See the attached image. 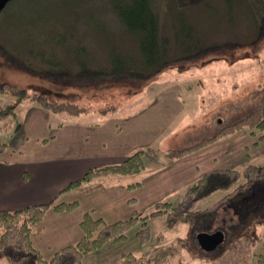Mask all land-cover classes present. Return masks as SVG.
Here are the masks:
<instances>
[{"label": "rangeland", "instance_id": "rangeland-1", "mask_svg": "<svg viewBox=\"0 0 264 264\" xmlns=\"http://www.w3.org/2000/svg\"><path fill=\"white\" fill-rule=\"evenodd\" d=\"M150 1L158 18L161 36H170L171 31L178 33V36L188 33L204 38L206 42H218L219 45L193 59L170 63L144 80L124 76L125 78H98V83L89 86L80 82L78 85L71 84L68 80L60 81L45 76L40 70L48 67V61L60 62L67 69H75L77 56L83 60L86 57L88 60L97 59L96 63L101 64L105 63L104 58L112 49L135 47V36L124 29L112 9L116 0H9L0 10V79L9 82L12 90L0 93V106H6L15 100L14 90L24 89L30 96L45 93L49 99L60 96L61 99L76 102L84 110L73 118L74 121H101L110 115L126 116L146 108L151 101L158 100L156 95L164 89L165 94H173L180 89L178 100L186 103L183 116L172 124V131L162 139L164 142L161 143V150L157 149V144L154 145L158 156L144 155L145 163L156 159L151 161V165H155L157 160H167V157H163L165 148L209 138L218 122L225 123L229 117L260 99L264 90V0H256L254 5L248 0H195L194 5L179 10L174 8L171 0ZM11 53L20 60L31 62L37 72L11 63ZM66 74L74 76L72 73ZM30 96L16 103V118L12 121L7 118L8 124L0 128V140L10 137L19 125L18 120L31 104L37 105ZM177 109L179 105L171 109V114L176 113ZM218 118L219 121H216ZM228 135L231 136L230 145L235 139L236 142L244 143L240 148V155H233L232 149L229 150L232 166L243 168L246 158L258 164L264 163V140L250 134L248 129L224 134L208 143L222 138L227 140ZM229 141L223 144L227 145ZM222 145L210 148V162L214 156L219 160L225 154L224 151H217ZM227 159L224 157V161ZM183 175L172 174L165 176V180L151 178L147 180L144 190L132 187L128 191H119L116 196L111 194L118 191V188H110L108 182L93 181L86 183L83 189H71L61 198L66 196L64 199H78V206L84 211H89L95 218L103 217V221L108 223L132 215L143 216L159 200L177 201L181 193L171 190L183 183ZM192 182L194 181L187 184ZM219 195L220 192L216 191L202 199L198 203L199 209L211 206ZM124 197L128 198L132 206L125 205V199H122ZM125 206L127 207L124 209ZM235 208L234 203L227 205L232 217L223 219L224 213L218 209L215 214L201 216L172 227L165 225L162 216L153 217L148 220L151 238L142 245L136 238V230L141 221L137 219L127 229L124 240L102 245L85 255L81 264H117L120 254L124 252L147 255L161 242H156L157 233L163 235L161 243L178 237H183L186 242L165 264H177L184 254L186 257L183 261L198 264L199 258L192 256L190 252L195 249L197 255H200L209 251L202 249L193 240V226L210 225L214 228L224 222L229 223V218L237 220L239 214L235 212ZM47 220L54 219L48 217ZM253 235V250L259 251L262 249L261 242L257 234ZM34 236L36 237L35 234L33 238ZM48 239L45 232L41 238H34V243L47 250ZM258 241L260 247L257 245ZM227 243L225 240L217 248L221 249ZM88 256L91 257L87 260ZM0 264H5V260L0 259Z\"/></svg>", "mask_w": 264, "mask_h": 264}, {"label": "trees", "instance_id": "trees-1", "mask_svg": "<svg viewBox=\"0 0 264 264\" xmlns=\"http://www.w3.org/2000/svg\"><path fill=\"white\" fill-rule=\"evenodd\" d=\"M171 1L174 8L178 10L196 3L195 0ZM248 1L254 5L256 0ZM112 9L124 29L135 36L134 48L112 49L104 58L105 63L101 64L96 63L97 59L88 60L86 57L83 60L77 56L75 69H67L60 62L48 61V67L40 71H43L45 76L56 80H68L71 84L77 85L80 82L85 86L98 83V78L126 76L144 80L152 77L170 63L193 59L204 51L219 45L218 42H206L204 38L194 37L188 33L178 36V33L171 31L170 36H161L158 18L150 0H116ZM80 52L82 51H77V53ZM10 56L11 63L20 64L26 70L37 72L33 69L31 62L20 60L12 53ZM66 73H72L74 76L70 77ZM9 90H12V85L0 79V93ZM13 93L16 94L15 100L6 106H0V128L8 124L7 118L10 121L16 118L14 110L16 103L30 96L24 89H16ZM30 98L39 107L48 111L50 122L56 127L73 122V118L84 110L76 102L61 99L60 96H57L59 100L49 99L45 93H37ZM240 129H248L258 139L264 140V90L260 99L252 106L229 117L225 123L218 122L209 138L205 137L186 147L170 149L168 153L171 156H177ZM7 146V140H0V153ZM151 149V146L139 148L119 161L93 166L87 169L80 178L70 181L66 187H77L100 176L139 173L145 167L144 155ZM261 178H264V163L248 162L241 169L219 167L204 172L201 177L187 186L177 201L159 200L154 208L143 216L132 215L106 223L101 217L95 218L89 212H84L79 221L82 235L75 242L56 249L48 257L44 256L31 241L34 225L40 221L47 209H70L76 206L77 201L55 202L51 200L47 203H37L21 208L0 209V259H4L5 264H81L85 255L99 249L102 245L124 240L127 229L137 219L141 221L136 230V238L142 245L151 238L148 222L151 218L162 216L168 227L186 223L197 213L216 208L238 190ZM135 184L136 182L131 185ZM216 191H219L220 195L211 206L199 209L198 203ZM254 237L253 233L245 231L235 234L226 245L221 249L213 250L214 252L197 255L194 249L190 254L199 258L198 264H264V233L257 234L262 246L259 251L253 250ZM162 239V233H157L156 242H162ZM161 242L155 245L147 255H135L132 252L121 253L117 264H165L186 244L183 237L175 238L170 242ZM185 251H187L186 248ZM185 257V254L181 255L177 264H192L183 261Z\"/></svg>", "mask_w": 264, "mask_h": 264}, {"label": "crops", "instance_id": "crops-1", "mask_svg": "<svg viewBox=\"0 0 264 264\" xmlns=\"http://www.w3.org/2000/svg\"><path fill=\"white\" fill-rule=\"evenodd\" d=\"M179 92L180 89L173 94H165L164 89L156 95L158 96L156 102L151 101L146 108L131 115H110L101 121H73L60 127L51 124L47 110L31 104L24 111L22 118L18 120L19 125L15 128L16 130H13L7 139V148L0 153V209H15L37 203H47L60 199L71 189H83L88 182L72 188L66 186L70 181L80 178L87 169L119 161L136 149L151 146L152 149L146 156L149 154L158 156L154 145L157 144V149L161 150V143L164 142L162 139L172 131V124L183 116V107L186 103L182 100L180 103L178 100ZM165 100L172 102L166 103ZM176 104L179 105V109L171 114ZM216 121H219V118ZM229 137L231 136L228 135L227 140L222 138L214 143H204L177 156L169 155V150L186 147L196 141L165 148L163 157H167V160L160 162L157 160L155 165H151V161L154 162L156 159L146 161L144 169L139 173L100 176L89 182H108L111 185L110 188L119 189L111 194V196L113 194L116 196L119 191H128L133 189L132 187L144 190L147 180L151 178L158 180L159 177L165 180V176L181 173L183 175L188 172V175H183L181 178L183 183L171 190L182 194L186 184L197 180L204 172L219 167H234L230 163L228 152L232 149L233 155H240L242 152L240 148L244 143L236 142L235 139L230 145ZM226 141H229L227 145L223 144ZM220 144L224 146L222 145L217 151H224L225 154L219 160L217 156H214L210 162L212 154L208 156V151L211 147ZM224 157L228 159L224 161ZM244 162L246 164L253 161L246 158ZM134 182L136 184L131 185ZM64 198L67 197L64 196L60 201H72ZM122 199H125V205L132 206L128 198ZM73 200L77 201L73 208L47 209L45 216L43 214L40 219L41 224L37 222L38 226L31 232L33 245L46 257L61 246L75 242L82 235L79 221L83 213L89 211H84L78 206V199ZM231 203L235 204V212L239 214V219L229 218V223L224 222L214 228L210 225L193 226L192 236L195 243H197L195 235L199 231L221 230L223 232L221 243L225 240L229 242L235 234L245 231L253 234L264 233V178L238 190L216 208L197 213L191 220L215 214L218 209L222 210V214L224 213L223 219L232 217V212L227 209V205ZM48 217H53L54 220H47ZM45 232L49 236L47 250H43L34 243V238H41ZM33 234L36 237L33 238ZM257 243L260 247L259 241ZM217 249L216 247L214 250ZM90 257H86L87 260ZM111 260L114 261V259Z\"/></svg>", "mask_w": 264, "mask_h": 264}, {"label": "water", "instance_id": "water-1", "mask_svg": "<svg viewBox=\"0 0 264 264\" xmlns=\"http://www.w3.org/2000/svg\"><path fill=\"white\" fill-rule=\"evenodd\" d=\"M9 0H0V10ZM198 245L206 250H214L223 241V232L216 230L214 232L199 231L195 235Z\"/></svg>", "mask_w": 264, "mask_h": 264}]
</instances>
